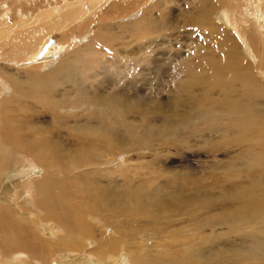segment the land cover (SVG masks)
<instances>
[{
	"label": "rangeland",
	"instance_id": "rangeland-1",
	"mask_svg": "<svg viewBox=\"0 0 264 264\" xmlns=\"http://www.w3.org/2000/svg\"><path fill=\"white\" fill-rule=\"evenodd\" d=\"M27 1L11 0L9 19L15 23L18 10L29 12L30 15L20 22L23 26L38 31L43 42H38L37 36L30 37L33 52L26 56L24 55L26 50L19 49L17 52L22 58L16 55L3 58L0 55V94L3 90L14 91L15 88L14 79L7 70L24 77L31 75L29 72L38 64L43 67L42 73L51 77L43 81L44 84L31 89L27 84L36 81L27 79L25 83H19L16 92L21 99L11 100L8 107L3 106L7 109L4 112L21 121L17 123L24 129L25 136L41 138L50 146L59 140L65 143L68 138L80 139L68 129L67 121L72 123L85 121L92 125L109 119L111 127L114 128V135L122 137L129 143L132 142L135 146L110 148L106 139L102 138L89 142L88 152L94 150L93 155L97 163L88 162L87 168L93 171L86 178L97 183L99 181L109 183L112 187L117 185L116 188L142 189L148 191L151 196L157 195L158 192L160 199L162 197V200L170 199L171 210L165 211L164 216L161 215L162 218H153L149 215L151 213L141 209V214L138 215L140 218H136L142 220L141 226L130 223L126 228L121 216L109 215L110 220L105 222L106 236L110 237L107 241H114L112 237L117 238L111 233L118 230L126 231L123 234L126 250L122 254L128 261L132 260L134 253L154 255L159 254L162 249L166 251L172 249L193 250V255H198L194 264H202L200 260L204 261L203 264H208L206 262L210 256L215 259L214 262L210 260L209 264H264V248L257 257L249 254L256 239L264 234V214L259 215V220H251L252 223L248 221V224L244 220L247 216L243 218L242 214H238L239 218L235 213L238 216L236 220L234 212L232 213L241 211L245 201L248 199L246 202H249V198L253 197L252 193H249L250 196L247 195L248 191L245 193L247 185L250 186L254 181L258 182L257 179H261L259 182L264 181L262 155L264 151L261 152L264 150L261 149L264 148V134L258 136L249 134L250 137L249 132H246L236 137L235 134L232 136V128L235 130L238 127L235 118L229 117L230 115L228 118L225 115L220 116L221 109L225 110L230 106L228 101L233 98L231 88L241 86L233 85L235 80L229 76L225 77L227 79L225 82L223 79L216 80L213 68L217 66L209 63L203 65L207 60L215 61V58L224 51L218 46L219 41L214 38L215 36L206 34L209 23H199L203 0H29L28 3ZM101 1H104V6ZM130 1H135L133 7L123 6V3ZM261 2L264 3V0ZM238 5L241 4L236 0L235 6ZM78 9H82L86 15H76ZM261 12L264 13V8ZM224 13V9L217 8L213 15L214 21L221 22ZM87 19L89 21L86 23L90 22L91 30L84 33L77 31L74 40H60L59 37L64 35L62 31L48 29L49 24L59 23L64 28L69 25L67 28L69 31L72 26ZM16 29L14 27V32ZM237 40L246 48L241 39ZM69 44L70 51L65 53ZM258 44L260 43L256 46ZM40 47L41 53L34 56ZM239 51L244 53L242 47ZM257 62L262 61L258 58L254 60L252 62L254 69L260 68ZM60 64L63 66L59 67ZM261 67L264 68V65ZM205 78L208 80L205 81ZM226 82L229 84L225 87ZM247 89L242 88V93H248ZM95 91L99 94L103 92L111 94V97L115 98L102 102L98 94H93L90 98L89 93ZM119 99L124 102L127 109L113 104ZM137 99L144 105L142 106L141 102V106L139 105L141 108H137L138 106L128 108L129 101ZM262 101L264 102V99ZM50 105H58L59 110H53ZM53 114L55 118H60V123L53 120ZM37 123L40 128L34 131L38 127ZM80 147L85 148L81 144L72 148L61 147L71 150L58 160L64 165L63 177L68 176V179L74 181L81 179L74 176L67 167L76 163L73 156L79 154ZM24 159L29 160V157L25 155ZM254 160L257 161L254 163ZM235 189L237 194L233 192ZM176 190L182 191L178 193ZM223 190L225 193L227 191L228 196H222ZM229 191L233 193L230 195ZM31 192L34 194V187ZM217 193L222 196L221 201L219 200L221 196L216 195ZM205 194L209 197L215 194L214 197L219 199L212 200L211 197L204 196ZM234 194L237 197H234ZM190 196L196 197L199 201L193 198L191 206L189 203L182 208L180 205L185 197ZM170 211L171 214L167 213ZM231 213L234 215L230 216ZM224 214L228 217L224 218ZM219 216L224 220H219ZM125 217L127 220L133 219L131 216ZM248 218L250 220V217ZM239 219L244 222L238 223ZM250 224L254 230L258 228V232H253ZM243 246L245 248L248 246L250 249L246 250L250 251L245 250L246 252L238 254L235 248L245 249ZM120 249H123L122 245ZM217 249L222 253L216 256ZM224 249L226 254L228 251L227 255L230 258L225 256ZM212 250L213 253L209 252ZM235 250L244 260L243 258L238 259L239 262L235 260L236 256L232 255ZM219 254L220 256L224 254L223 257L227 259L224 261L223 258H219ZM107 255L109 261L115 260L114 253L108 252ZM85 256L89 260L102 259L101 256L95 257L87 253ZM202 256H205V259ZM59 257L51 255L50 264H70V261H67L69 258L64 255ZM216 258L221 259L220 263L215 262ZM253 258L256 261L250 262L249 260L253 261ZM6 260L7 258L0 257V264H5Z\"/></svg>",
	"mask_w": 264,
	"mask_h": 264
},
{
	"label": "bare ground",
	"instance_id": "bare-ground-1",
	"mask_svg": "<svg viewBox=\"0 0 264 264\" xmlns=\"http://www.w3.org/2000/svg\"><path fill=\"white\" fill-rule=\"evenodd\" d=\"M10 1L11 0H0V55L3 58H8L13 55L22 58V55L17 52L19 49L26 50V53H24L26 56L33 52L30 37L37 36L38 42H43V39L38 31L29 26H23L20 22L22 19H25L30 15L29 12L18 10L15 18L16 22L12 23V21H10ZM25 2L26 1H23V3ZM101 3L103 4L104 1H101ZM134 3L135 1H130L128 3H123V6L131 8ZM201 3L203 6L200 9L201 20L199 23H209V28L208 31H206V34L209 36H215L214 38L219 41L218 46L224 50L222 54L215 58V61L207 60L203 65L209 63L217 66L213 68L216 80L220 81L223 79V82H225L227 80L225 77L229 76L235 80L233 85L241 86L239 88H231L233 98L228 101L230 106L227 104L228 108H225V110L221 109L220 116L225 115L227 117L230 115L229 117L235 118L238 127L235 130L232 128V136L235 134L234 136L236 137L237 135H242L246 132H249L248 135L257 134L256 136L264 134V102L262 101L264 99V68L261 67L264 65V13L261 12L264 8V3H262L261 0H239L241 5L238 6H235L236 0H203ZM104 4L102 6H104ZM4 5L7 6L4 7ZM217 8L224 9L225 12L221 17V22H216L213 19V15ZM75 14L86 15L85 12H82V9H78ZM259 18L263 20H260ZM87 21L89 20L87 19L86 21L77 23L72 27L70 25L71 30L68 29L69 31H67L69 25L64 28L59 23L49 24L48 29H52V31H62L64 35L59 37L60 40H74V35L76 33L78 34L77 31L84 33L91 30L92 26H89L90 22L86 23ZM87 26H89V28H86ZM14 27L17 28L16 32H14ZM71 32L72 34H70ZM237 39H241L245 43L246 48H244V45ZM257 43L260 44L256 46ZM70 47L71 45L69 44L65 49V53H69ZM240 47L244 49V53L239 51ZM41 51L42 49L40 47L34 56L41 53ZM228 54L230 57H228ZM40 58L41 57H39V59ZM257 58L262 62H257L260 65V68L254 69L252 62ZM22 64L23 66L25 65L24 63ZM62 66L63 64H60L59 67ZM41 69H43V67L37 64V66H34L31 71L29 70V74L31 75H25L24 77H20L18 74L11 73L7 70L14 79L13 86L15 88L14 91H10L9 89L3 90L0 94V129L2 131L0 133V257L7 258L5 264H50L49 259H51L50 256L53 254L60 256L59 258L64 255L66 258H69L67 261H70V264H161V262L162 264H194V262L197 261L195 258L198 257V255H193V250L172 251V249H168L167 251L162 249L159 254L154 255L148 253L142 255L139 254L140 252L138 254L134 253L132 260L128 261V259L122 254V252H125L124 250H126L124 248L126 242H124L123 237V234H125L126 231L118 230L111 233V235H116L117 238L112 237L114 241H107L110 237L106 236L107 225L105 222L110 220L108 218L109 215L121 216L122 223H124L127 228L130 223H135L137 224L136 226L142 225H140L142 220L136 219L140 216L141 209L151 213L149 215L153 216V218H162L161 215H163V213L165 214V211L171 210L170 199L167 198L162 200L163 197L160 199L158 192H156L157 195L151 196L148 191H143L142 189L130 190L125 187L116 188L117 185L112 187L109 183L102 181L97 183L94 180L86 178L87 175L93 171V169L87 168L88 162H96L93 155L94 150L88 152L89 149H87V145L89 142H95L97 139L102 138L103 140L106 139L110 148L115 146H135L132 142L129 143L123 140L122 137L114 135V128L111 127L109 119H104L103 121L92 125L85 123V121H75L73 123L67 121L69 123L68 129L77 134L80 139L68 138V141L65 140V143H62L63 140H59V143L65 145H59V143L55 141L53 146H50L41 138H30L25 136V133H23L24 129L19 125L20 123H17L19 119L16 120V118L10 117L11 115L8 116V112H4L7 109L4 107V110L3 106L6 105L8 107V103L11 104V100L21 99V96L16 92V86L19 83H25L27 79L36 81L32 84H27V87L31 89L44 84L42 82L51 77L50 75H44ZM24 74H26V72ZM207 80L208 78H205V81ZM2 82L3 81H1V83ZM227 84L229 83L226 82L224 86L226 87ZM245 86L248 88V93H242V88H246ZM229 87H231V85ZM8 94H10V96H7ZM93 94H98V98L101 102L115 98L111 97V94H106L104 92L99 94L96 91L94 93H89V97L92 98ZM228 94L230 93L228 92ZM226 99L227 98L225 97V100ZM259 99H261V101H259ZM138 100L139 99L135 100L138 103L135 101H129L128 108H136L137 106V108H141L142 101L140 102ZM255 100L259 102L256 103L254 102ZM123 103L124 102L120 99L113 102V104H116L123 109H127ZM143 105L142 102V106ZM50 108L53 110H59L58 105H50ZM52 118L60 123V118H55L54 114L52 115ZM30 121H27V123ZM43 121H45V119ZM119 123H121V121H119ZM38 125L39 124L37 123V126ZM38 128H40V126L34 131L39 130ZM151 128L152 127H150V129ZM26 132L28 131L26 130ZM228 136L229 135L226 136V139H228ZM253 136L255 137V135ZM92 137H95V139H92ZM245 138H247V136ZM223 139L225 140V138ZM257 139L256 142L259 144L260 142H258ZM224 142H226V140ZM78 144L85 146V148H78L80 149L79 154L76 153V155L73 156L76 163L68 165L67 167V170L71 171L74 176L80 177L81 179L74 181L68 179V176L63 177L62 173L64 172V165L58 160L63 158L66 152L71 150H65L61 147L70 146L72 148ZM257 150L260 151L258 148ZM263 151L264 150L261 152ZM24 154L29 157V160L32 159V161L24 159ZM262 155L264 156V153ZM255 161L257 160H254V163ZM100 166L105 165L100 164ZM35 170L37 172H34ZM257 180L258 182L254 181L253 184L250 186L247 185V187L246 184H244L246 187L245 193L248 191L247 195L249 193L253 194V197L249 198L250 201L246 202L248 197L245 198L247 200L245 201L244 207L240 209L241 211H232V213L234 212V214L236 213L237 215L242 214L241 217L243 216V218L244 216H247V219L244 218L247 223L248 221L249 223H252L250 222L251 220H259V215L261 216V214H264V181L259 182L261 179ZM6 187L8 188L7 190ZM33 187L35 190L34 194L31 192ZM236 189H238V187ZM236 189L233 192L236 193ZM181 191L182 190H176L175 192L181 193ZM223 191L222 196H228L227 191L226 193L225 190ZM229 192L230 195L233 193L232 191ZM216 195L219 194L217 193ZM250 195L251 194H249V196ZM204 196L208 198L211 197L210 199L216 198L214 197L215 194H212L210 197L206 194ZM222 196L220 199H216L221 201ZM190 197H185L184 202L180 205L182 208L183 205L189 203V206H191L193 198L194 200L199 201L196 197ZM234 197L237 196L235 195ZM212 200L210 201L214 202ZM195 202L193 203L195 204ZM185 208H187V206ZM167 213L171 214V211ZM229 213L230 212H228V214ZM232 213L230 216L234 215ZM250 213L252 214L250 215ZM236 214L235 217L237 216ZM225 215L227 214H224V218H227L228 216L225 217ZM125 216H131L133 219L127 220ZM220 216L218 218H220ZM238 216L240 218V215ZM167 217L169 218L168 215ZM248 217H250V220ZM255 217H258V219H255ZM219 220L223 221L224 219L220 218ZM238 221H240L238 223L244 222L243 220L241 222L240 219ZM239 225L236 224V226ZM257 229L258 228L254 230L253 228L251 230H254L253 232H255ZM124 230L126 229L124 228ZM222 234H224V232H222ZM96 239H98L97 245ZM256 240L257 241L254 242L252 248L250 246L251 244L248 245L251 249L248 246L246 248L243 246L245 249L240 248L241 251H239V248H235L238 250L237 253L242 254L241 252H246V249H250L251 251L248 250L247 252L250 251L249 254L253 257L261 255L260 250L264 248V234ZM121 245L123 249H120ZM99 250H102V252H96ZM220 250L217 249L218 252L216 256L218 253H222V251L219 252ZM236 250L233 254L231 252V254L237 257H235V260H241L243 257L240 258L236 254ZM225 251L226 250L224 249L223 252L225 256L230 258L227 255L228 251L227 254ZM108 252L114 253L115 260L109 261V255H107ZM209 252L213 253V250ZM85 253L94 255L95 257L101 256L102 259L94 260L91 256L92 259L89 260L86 258ZM243 254L245 255V253ZM206 255L208 256L207 253ZM223 255L220 256L219 254L218 257L223 258V260L227 259L225 256L223 257ZM199 257L201 256L199 255ZM210 257L211 258L208 260L214 262L215 258L213 256ZM203 258L205 259V256ZM203 258L202 260H204ZM217 258L215 260L216 263L219 260L221 261V259ZM254 260L255 259L253 258V261L252 259L249 261L255 262L256 260ZM209 261L206 263L209 264ZM200 263L203 264L204 261L201 262L200 260Z\"/></svg>",
	"mask_w": 264,
	"mask_h": 264
}]
</instances>
